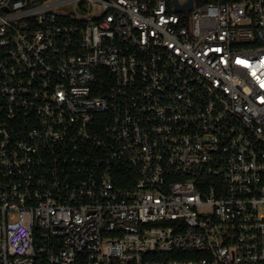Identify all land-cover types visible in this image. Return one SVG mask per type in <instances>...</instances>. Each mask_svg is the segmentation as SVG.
Returning <instances> with one entry per match:
<instances>
[{"label":"built area","instance_id":"obj_1","mask_svg":"<svg viewBox=\"0 0 264 264\" xmlns=\"http://www.w3.org/2000/svg\"><path fill=\"white\" fill-rule=\"evenodd\" d=\"M0 264H264V0H0Z\"/></svg>","mask_w":264,"mask_h":264},{"label":"trees","instance_id":"obj_2","mask_svg":"<svg viewBox=\"0 0 264 264\" xmlns=\"http://www.w3.org/2000/svg\"><path fill=\"white\" fill-rule=\"evenodd\" d=\"M98 87L99 88L97 89L98 91H96V93L99 95L105 96L110 89V81L108 80V78L107 77L99 78ZM181 255L182 256H189L190 254L184 253ZM175 256H177V255H175Z\"/></svg>","mask_w":264,"mask_h":264},{"label":"water","instance_id":"obj_3","mask_svg":"<svg viewBox=\"0 0 264 264\" xmlns=\"http://www.w3.org/2000/svg\"><path fill=\"white\" fill-rule=\"evenodd\" d=\"M174 4L176 8L182 9V10H191L193 7V0H189L186 4L184 5H179L176 0H174Z\"/></svg>","mask_w":264,"mask_h":264},{"label":"rangeland","instance_id":"obj_4","mask_svg":"<svg viewBox=\"0 0 264 264\" xmlns=\"http://www.w3.org/2000/svg\"><path fill=\"white\" fill-rule=\"evenodd\" d=\"M181 2L185 1V0H180Z\"/></svg>","mask_w":264,"mask_h":264}]
</instances>
